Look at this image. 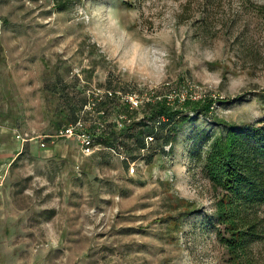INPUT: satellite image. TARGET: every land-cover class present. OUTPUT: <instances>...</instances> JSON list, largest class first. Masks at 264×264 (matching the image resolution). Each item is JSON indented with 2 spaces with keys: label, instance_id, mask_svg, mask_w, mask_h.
<instances>
[{
  "label": "rangeland",
  "instance_id": "1",
  "mask_svg": "<svg viewBox=\"0 0 264 264\" xmlns=\"http://www.w3.org/2000/svg\"><path fill=\"white\" fill-rule=\"evenodd\" d=\"M107 86L222 103L144 157L39 145ZM262 92L264 0H0V264H264V202L220 203L206 169L222 122L264 126ZM220 205L260 235L237 258Z\"/></svg>",
  "mask_w": 264,
  "mask_h": 264
},
{
  "label": "trees",
  "instance_id": "2",
  "mask_svg": "<svg viewBox=\"0 0 264 264\" xmlns=\"http://www.w3.org/2000/svg\"><path fill=\"white\" fill-rule=\"evenodd\" d=\"M52 1L58 12L67 11L75 2V0ZM104 89L118 91L109 86ZM123 93L126 92L123 91ZM257 99L264 105V92L257 96ZM216 102L222 103L219 99L210 97L195 102L185 99L182 103L175 99L171 104H167V101L163 99L143 104L137 110L129 112L117 99L105 98L96 104V110H102L103 114L96 115L95 119L91 113L83 112L85 100L79 109L73 110L69 121L59 125L55 132L63 126L74 124L82 119L85 122L86 132L94 137L96 144L105 149L116 151L131 150L132 148L138 151L144 150L146 152L144 157L152 152V142L158 139L159 133L162 139L161 148L166 146L171 148L178 131L189 119L187 114L210 116ZM118 114L128 115L131 118L130 123L122 128H117L114 124V117ZM99 121H104L105 124L100 131H97ZM221 124L226 127V131L213 143L206 160L210 182L216 188L220 187L227 197L226 201L220 200V203L230 204L236 200H244V203L251 205L264 202V168L262 169L264 164V126L259 123L237 125L222 122ZM147 138H152L151 143L146 144ZM105 152L111 153L108 150L97 153ZM261 175L263 178L259 180ZM216 216L218 225L223 227L226 234V237H221L220 241L231 257L237 258L238 254L244 252L251 242L259 239L260 235L257 230L256 232L246 231L247 229L255 230L254 225L238 226L232 217L227 215L222 205H220Z\"/></svg>",
  "mask_w": 264,
  "mask_h": 264
},
{
  "label": "built area",
  "instance_id": "3",
  "mask_svg": "<svg viewBox=\"0 0 264 264\" xmlns=\"http://www.w3.org/2000/svg\"><path fill=\"white\" fill-rule=\"evenodd\" d=\"M86 94V104L83 107V112L88 113H96V115H102V110H96L97 106L100 101L105 98H115L118 100L119 103L124 105L126 109L131 112L137 110L143 104H148L151 102H156L165 99L167 104H171L167 99V96L157 95L154 96V93L149 95L147 94H135V93H123L120 91H111L106 90L104 88L99 87H91L85 91ZM187 98H183L185 100ZM196 99V98H194ZM179 100V99H178ZM182 100V101H183ZM131 118L126 114H118L114 117V124L117 128H122L124 125L129 124ZM105 122L99 121L97 123V131H100ZM39 140V145L44 147L46 142H50L51 144L54 140H75L79 145L81 153L86 157H91L92 155L96 154L97 152L108 150L115 156H121L120 151L105 149L101 145L95 143L94 137L86 132L85 129V122L82 119H79L74 124H69L59 128L53 135L51 136H42ZM152 138L146 139V144L151 142ZM144 152V150H142ZM125 160V159H124ZM133 167H130L129 172L133 173Z\"/></svg>",
  "mask_w": 264,
  "mask_h": 264
}]
</instances>
